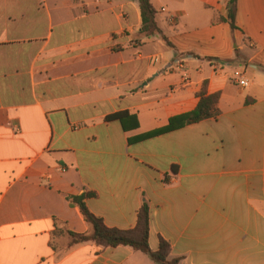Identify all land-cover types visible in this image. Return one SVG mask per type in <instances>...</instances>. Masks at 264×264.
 Wrapping results in <instances>:
<instances>
[{
    "label": "crops",
    "instance_id": "1",
    "mask_svg": "<svg viewBox=\"0 0 264 264\" xmlns=\"http://www.w3.org/2000/svg\"><path fill=\"white\" fill-rule=\"evenodd\" d=\"M231 1L151 0L147 36L138 0H0V264H158L74 242L86 194L123 230L147 203L168 261L264 264V0Z\"/></svg>",
    "mask_w": 264,
    "mask_h": 264
},
{
    "label": "trees",
    "instance_id": "2",
    "mask_svg": "<svg viewBox=\"0 0 264 264\" xmlns=\"http://www.w3.org/2000/svg\"><path fill=\"white\" fill-rule=\"evenodd\" d=\"M142 12V32L147 36H152L160 32L156 22L157 11L154 8L151 0H138ZM237 0H232V8L230 11L229 19L232 26H235V4ZM199 102L196 108L188 113L178 115L171 119L170 125L154 133L171 130L181 127L185 124L196 123L206 118L215 117L219 114L218 103L220 100L219 93L209 94L202 90L199 94ZM122 118V114H113L108 117ZM152 133V134H154ZM91 194L72 197L71 202L77 204L86 221L91 226V232L85 234H76L70 232L74 242H87L92 241L103 247H116L119 245H128L136 250H140L158 264H176L177 260L168 261L170 245L165 240H161L158 251H152L149 246L150 234V208L147 203H144L138 212L137 224L131 229H118L108 227L104 220L93 214L85 203V198Z\"/></svg>",
    "mask_w": 264,
    "mask_h": 264
},
{
    "label": "built area",
    "instance_id": "3",
    "mask_svg": "<svg viewBox=\"0 0 264 264\" xmlns=\"http://www.w3.org/2000/svg\"><path fill=\"white\" fill-rule=\"evenodd\" d=\"M163 11H165V9L163 8L162 9ZM238 84L240 86H248L249 85V82L247 79L243 78V77H240L238 80H237Z\"/></svg>",
    "mask_w": 264,
    "mask_h": 264
}]
</instances>
